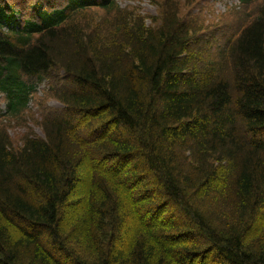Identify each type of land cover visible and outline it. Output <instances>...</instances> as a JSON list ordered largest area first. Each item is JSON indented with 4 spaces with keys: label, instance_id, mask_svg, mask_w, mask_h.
<instances>
[{
    "label": "trees",
    "instance_id": "trees-1",
    "mask_svg": "<svg viewBox=\"0 0 264 264\" xmlns=\"http://www.w3.org/2000/svg\"><path fill=\"white\" fill-rule=\"evenodd\" d=\"M148 1L0 0V124L63 107L0 129V264H264V0L222 31Z\"/></svg>",
    "mask_w": 264,
    "mask_h": 264
},
{
    "label": "rangeland",
    "instance_id": "rangeland-1",
    "mask_svg": "<svg viewBox=\"0 0 264 264\" xmlns=\"http://www.w3.org/2000/svg\"><path fill=\"white\" fill-rule=\"evenodd\" d=\"M142 1V2H141ZM189 1V2H188ZM180 0V10L181 14L187 18V14H190L188 17V22H194L198 24L199 19L203 21L205 24L202 26L203 28H211L220 29L222 31L223 26L232 24L240 19H242L246 15V10L244 8L235 9L230 11L231 8L235 6H239L240 0ZM117 2L122 6L126 7L130 6H140L141 12L144 15H156L157 7L156 5H151L148 0H117ZM194 6V9L191 8ZM104 13L98 11L96 13V19L93 20L89 16L87 21H91L100 24H107L102 22V18ZM98 19V20H97ZM109 19V17H108ZM216 31V30H215ZM212 43L208 42V49L211 47ZM44 84L41 85L38 89V101L37 96L30 102L29 108L21 115L19 118H7L0 124V129L2 131L3 136L8 140V142L14 147L15 150L20 148L25 139L28 136H43V108L42 106H38L41 98H44L43 107L48 108H56L61 109L62 104L55 99H46L44 96ZM37 101V102H36ZM0 105L2 108H5V99L2 95H0ZM82 166L80 172L82 174L83 180H88L92 177L91 170H89L87 164ZM89 165V164H88ZM93 179V178H92ZM84 183H86L84 181ZM81 191L76 195V198L84 199L86 201V206L88 204V192L82 184L80 185ZM86 195H84L85 193ZM86 208V207H85ZM132 211V208L130 206ZM133 212V211H132ZM132 228V227H131ZM66 230V229H65Z\"/></svg>",
    "mask_w": 264,
    "mask_h": 264
}]
</instances>
